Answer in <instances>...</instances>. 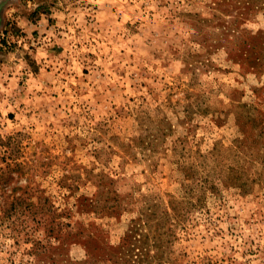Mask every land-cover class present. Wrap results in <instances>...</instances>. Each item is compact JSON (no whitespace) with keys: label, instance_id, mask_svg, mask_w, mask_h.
<instances>
[{"label":"rangeland","instance_id":"obj_1","mask_svg":"<svg viewBox=\"0 0 264 264\" xmlns=\"http://www.w3.org/2000/svg\"><path fill=\"white\" fill-rule=\"evenodd\" d=\"M0 264H264V0H0Z\"/></svg>","mask_w":264,"mask_h":264}]
</instances>
